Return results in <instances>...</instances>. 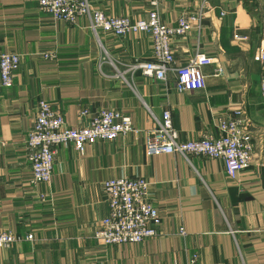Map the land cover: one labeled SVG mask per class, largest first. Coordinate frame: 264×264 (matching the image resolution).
<instances>
[{"label": "crops", "instance_id": "0c3cea01", "mask_svg": "<svg viewBox=\"0 0 264 264\" xmlns=\"http://www.w3.org/2000/svg\"><path fill=\"white\" fill-rule=\"evenodd\" d=\"M88 1L106 15L141 19L154 0ZM155 1L168 26L204 7L199 29L172 41L176 66L196 51L210 57L203 88L179 91L172 72L158 81L130 70L151 59L147 33L96 36L86 16L59 21L39 0H0V47L20 57L12 83L0 80V231L17 237L0 248V264H264V60L253 58L264 47L263 0ZM42 99L68 127L86 126L107 109L129 116L134 131L97 140L83 153L69 142L57 145L50 181L33 184L25 140ZM237 109L252 151L234 178L208 156H146V135L162 111L170 110L181 140H194L218 136L219 119ZM124 177L147 181L158 235L105 245L94 238L108 210L103 184Z\"/></svg>", "mask_w": 264, "mask_h": 264}, {"label": "built area", "instance_id": "2783aa9c", "mask_svg": "<svg viewBox=\"0 0 264 264\" xmlns=\"http://www.w3.org/2000/svg\"><path fill=\"white\" fill-rule=\"evenodd\" d=\"M40 9L59 21L72 22L77 16H86L94 35L98 32H111L124 36L129 33L143 32L152 38V56L147 61H136L130 70L141 72L158 81H166L172 72L176 77L179 91H193L205 86L202 66L211 62L210 57L196 51L185 65L176 66L172 41L198 28L205 15L204 7L182 13L174 26H168L162 20L157 2H150L146 18L109 16L91 6L88 0H39ZM264 16V0L262 3ZM234 38L243 39L239 34ZM45 58L53 57L44 54ZM255 61L264 60V47L254 55ZM20 57L17 53L4 51L0 47V80L3 86L12 83L18 69ZM261 96L264 100V77L260 80ZM83 114L87 111L83 110ZM155 127L146 135L144 150L146 156L179 153L204 155L222 161L226 174L234 178L250 162L252 136L247 123L242 118L241 109L234 111V117L219 119V135L204 136L201 139L181 140L171 119L170 110L162 111L160 117H154ZM134 131L129 116L115 110L100 109L83 127H68L60 113L46 100L37 104V113L32 128L26 135V152L31 167V182H48L52 176L55 159V147L61 143H72L75 150L83 153L87 145L97 140H114L121 135ZM148 183L141 177L108 179L103 191L108 197L107 214L99 221L94 238L105 245L140 243L158 235L161 223L160 215L147 200ZM185 235L183 227L178 229ZM26 239H33L27 235ZM17 237L8 231H0V248H8Z\"/></svg>", "mask_w": 264, "mask_h": 264}]
</instances>
